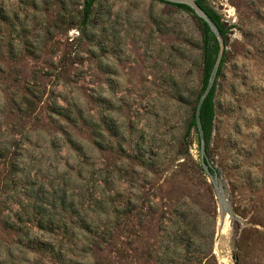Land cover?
<instances>
[{
    "label": "rangeland",
    "instance_id": "obj_1",
    "mask_svg": "<svg viewBox=\"0 0 264 264\" xmlns=\"http://www.w3.org/2000/svg\"><path fill=\"white\" fill-rule=\"evenodd\" d=\"M81 2L0 0V264H158L164 234L190 241V264H264V0H206L229 26L208 172L197 133L182 136L195 18L95 0L80 28ZM32 205L54 225L37 229Z\"/></svg>",
    "mask_w": 264,
    "mask_h": 264
},
{
    "label": "trees",
    "instance_id": "obj_2",
    "mask_svg": "<svg viewBox=\"0 0 264 264\" xmlns=\"http://www.w3.org/2000/svg\"><path fill=\"white\" fill-rule=\"evenodd\" d=\"M95 0H82L81 2V13H80V19H79V25L80 28L85 25L87 17L90 13V9L92 4L94 3ZM160 2H164L166 4H169L163 0H158ZM196 3L205 11V13L208 15V17L213 21L215 24L219 34L223 38V42L225 43V35L227 33V30L229 29V26L225 25L222 20L220 15L216 12V10L206 3V0H196ZM174 6L175 8L190 14L195 18V20L198 23V27L200 30V67H201V73H200V86L197 91V94L195 96L193 105L191 107V112L189 115V118L186 122L185 129L183 131L182 136L184 138L189 135L191 131H195L197 133V138H198V143H199V136H198V130L196 128V123H195V118H194V111H195V106L196 102L198 99V96L204 89L209 71L211 69L212 63L214 61L216 52H217V42L214 37V35L210 32L207 24L199 17H197L193 11L185 4H169ZM225 45V44H224ZM223 59H224V51L222 54V57L220 59V63L216 72L215 80L208 91V93L205 95L204 99L202 100L200 107H199V112H198V117L200 121V126L202 130V135L204 139V150L205 154L207 153V145L208 142L211 138V133H212V128H213V118H214V94H215V86H216V80L221 72V67L223 64ZM210 170V167L208 168V171ZM30 191V190H29ZM31 194L28 192L27 196H30ZM60 205L62 209L64 210H69L71 208V205L66 204L64 202V199L59 200ZM34 206V210L38 214V218L35 220V226L37 229H44L47 226H52L54 225V221L52 217L46 213L45 210L39 211V208H37V205H32ZM41 207V206H39ZM34 211V212H35ZM42 211V212H41ZM82 212L80 213L77 208L74 206V227H79L81 228L85 233H90L92 232L91 230V223L89 226L85 227L84 223L86 222V218L84 215H81ZM85 221V222H84ZM24 240H23V245L28 247V248H33L36 250H46L49 251L51 254L55 255V252H59V249L56 250L52 244L46 243L39 241L36 237L32 235V233H24L23 234ZM22 241V240H21ZM210 244V238L207 239V242H205V247L207 248L208 245ZM191 243L189 240H184L181 242V240L177 239L174 236H168L165 234L161 237V245H160V252L158 253V264H166L167 261L172 262V264H190L192 261V258L188 253H194V249L190 250L189 252V247ZM192 246V245H191ZM179 250V251H178ZM182 251V252H180Z\"/></svg>",
    "mask_w": 264,
    "mask_h": 264
},
{
    "label": "water",
    "instance_id": "obj_3",
    "mask_svg": "<svg viewBox=\"0 0 264 264\" xmlns=\"http://www.w3.org/2000/svg\"><path fill=\"white\" fill-rule=\"evenodd\" d=\"M163 1H165L169 4H185V5H187L197 17L201 18L207 24L210 32L214 35L216 42H217V46H218L217 52H216L214 61L212 63L211 69L209 71L206 85H205L204 89L202 90V92L200 93V95L198 96L196 106H195V111H194V118H195L196 128L198 130V136H199V146H200V151L202 154L201 165L204 167L205 171L208 172V168L210 167V165L208 164V161H207V158L205 155L204 139H203V135H202V130H201V126H200L198 112H199V107H200L202 100L204 99V97L208 93V91L210 90V88H211V86L215 80L216 72H217L223 51L225 49V45L223 42V38L219 34L215 24L208 17V15L205 13V11L196 3V0H163ZM209 176L212 179L213 184H214L215 173L213 175H209ZM218 198H219L220 205H222V207H223V210L228 212V207L226 206L225 200L219 195H218Z\"/></svg>",
    "mask_w": 264,
    "mask_h": 264
},
{
    "label": "bare ground",
    "instance_id": "obj_4",
    "mask_svg": "<svg viewBox=\"0 0 264 264\" xmlns=\"http://www.w3.org/2000/svg\"><path fill=\"white\" fill-rule=\"evenodd\" d=\"M223 218V217H222Z\"/></svg>",
    "mask_w": 264,
    "mask_h": 264
}]
</instances>
